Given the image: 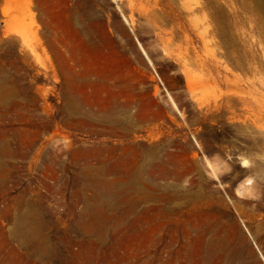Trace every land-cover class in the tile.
Listing matches in <instances>:
<instances>
[{
    "label": "rangeland",
    "instance_id": "rangeland-1",
    "mask_svg": "<svg viewBox=\"0 0 264 264\" xmlns=\"http://www.w3.org/2000/svg\"><path fill=\"white\" fill-rule=\"evenodd\" d=\"M0 264H264V0H0Z\"/></svg>",
    "mask_w": 264,
    "mask_h": 264
}]
</instances>
